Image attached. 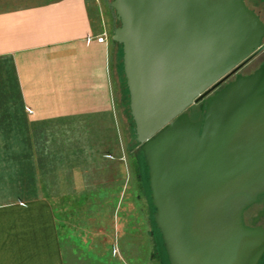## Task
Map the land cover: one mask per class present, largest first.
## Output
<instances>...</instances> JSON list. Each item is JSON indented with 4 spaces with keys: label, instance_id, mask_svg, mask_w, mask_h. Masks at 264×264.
<instances>
[{
    "label": "water",
    "instance_id": "1",
    "mask_svg": "<svg viewBox=\"0 0 264 264\" xmlns=\"http://www.w3.org/2000/svg\"><path fill=\"white\" fill-rule=\"evenodd\" d=\"M110 5L168 264H259L263 212L244 215L264 201V65L206 95L261 48L264 22L244 0Z\"/></svg>",
    "mask_w": 264,
    "mask_h": 264
},
{
    "label": "crops",
    "instance_id": "2",
    "mask_svg": "<svg viewBox=\"0 0 264 264\" xmlns=\"http://www.w3.org/2000/svg\"><path fill=\"white\" fill-rule=\"evenodd\" d=\"M104 1L0 0V155H13L0 177V264H66L61 228L82 220L83 171L110 160L124 72ZM102 33L105 43L88 40Z\"/></svg>",
    "mask_w": 264,
    "mask_h": 264
},
{
    "label": "rangeland",
    "instance_id": "3",
    "mask_svg": "<svg viewBox=\"0 0 264 264\" xmlns=\"http://www.w3.org/2000/svg\"><path fill=\"white\" fill-rule=\"evenodd\" d=\"M110 1H104V8L118 25ZM262 2L246 0L245 4L264 14ZM114 87L117 137L106 155L110 160L96 156L83 171L88 199L80 203L82 220L61 228L66 264H168L152 218L147 169L135 139L125 77L120 76ZM10 156L0 155V177L7 171Z\"/></svg>",
    "mask_w": 264,
    "mask_h": 264
},
{
    "label": "flooded vegetation",
    "instance_id": "4",
    "mask_svg": "<svg viewBox=\"0 0 264 264\" xmlns=\"http://www.w3.org/2000/svg\"><path fill=\"white\" fill-rule=\"evenodd\" d=\"M244 2H246V0H244ZM253 2L256 4H260V0H253ZM263 4L264 3L262 2V5ZM251 10H253L259 16L262 22H264V14H261L259 10H256L254 6ZM263 65H264V38L261 42V48L257 52H255L253 55L248 57L246 60H244L242 63L233 67L230 70L228 76L225 79H223L221 82H219L217 86L211 89V91L206 96L212 94L217 89H221L226 83L232 81L237 75L248 76L254 73L257 69H259ZM202 100H199L197 103L194 104V106L198 108ZM191 117L192 119H198L199 113L196 112ZM257 204L260 206L259 209L256 208V204H255L245 212L244 222L248 226H252L253 219L258 216V213L260 211L263 212V215L260 217V219L255 224L261 225L262 222H264V201L261 200Z\"/></svg>",
    "mask_w": 264,
    "mask_h": 264
},
{
    "label": "trees",
    "instance_id": "5",
    "mask_svg": "<svg viewBox=\"0 0 264 264\" xmlns=\"http://www.w3.org/2000/svg\"><path fill=\"white\" fill-rule=\"evenodd\" d=\"M118 21V20H117ZM118 25H119V21H118ZM143 157V156H142ZM144 160V159H143ZM144 166H145V168L147 169V167H146V165H145V162H144ZM147 177H148V174H147ZM146 181H147V189L149 190V186H148V180H147V178H146ZM149 192H150V190H149ZM149 197H150V194H149ZM150 201H151V198H150ZM153 206V205H152ZM152 218H153V216H152ZM153 222H154V220H153ZM154 225H155V223H154ZM155 228H156V230L158 231V229H157V227H156V225H155ZM158 235H159V243L161 244V247H162V249H163V252H164V256H165V258H166V260H167V257H166V253H165V250H164V247H163V244H162V239H161V236H160V233H159V231H158ZM168 262V261H167ZM264 264V257H263V259L261 260V262L259 263V264Z\"/></svg>",
    "mask_w": 264,
    "mask_h": 264
},
{
    "label": "built area",
    "instance_id": "6",
    "mask_svg": "<svg viewBox=\"0 0 264 264\" xmlns=\"http://www.w3.org/2000/svg\"><path fill=\"white\" fill-rule=\"evenodd\" d=\"M88 40L89 41H96V42H99V43H105L106 42V34L105 33H102L100 35H97L95 37H88Z\"/></svg>",
    "mask_w": 264,
    "mask_h": 264
}]
</instances>
